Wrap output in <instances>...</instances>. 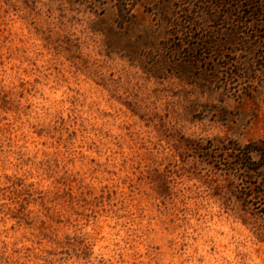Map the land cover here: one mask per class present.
<instances>
[{
  "label": "rangeland",
  "instance_id": "obj_1",
  "mask_svg": "<svg viewBox=\"0 0 264 264\" xmlns=\"http://www.w3.org/2000/svg\"><path fill=\"white\" fill-rule=\"evenodd\" d=\"M247 3L0 0V264H264Z\"/></svg>",
  "mask_w": 264,
  "mask_h": 264
},
{
  "label": "trees",
  "instance_id": "obj_2",
  "mask_svg": "<svg viewBox=\"0 0 264 264\" xmlns=\"http://www.w3.org/2000/svg\"><path fill=\"white\" fill-rule=\"evenodd\" d=\"M252 2V4H253V0H248V3L247 4H245V6H250L251 4L250 3ZM256 11H258L257 13L259 14V12L261 13V9L260 10H257L256 9ZM246 149L245 150H243V151H239L238 152V154H236L239 158L241 157L242 159H243V157L245 156V157H247V159L249 160V161H252V158H251V154L253 153V151H255V150H258L259 148H255V146H254V144H252V143H249V144H247L246 145V147H245ZM260 153H261V155H263L264 156V149L263 150H260ZM253 163V165H255V161H253L252 162ZM251 169H253V168H251ZM255 169H258V167H256Z\"/></svg>",
  "mask_w": 264,
  "mask_h": 264
}]
</instances>
